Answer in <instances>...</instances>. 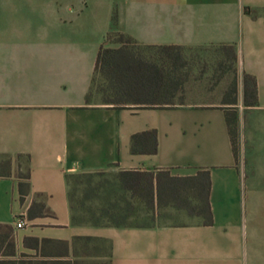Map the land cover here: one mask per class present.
Wrapping results in <instances>:
<instances>
[{
	"label": "crops",
	"instance_id": "crops-1",
	"mask_svg": "<svg viewBox=\"0 0 264 264\" xmlns=\"http://www.w3.org/2000/svg\"><path fill=\"white\" fill-rule=\"evenodd\" d=\"M37 1L0 0V223L14 228L12 257L46 264H244L246 196L256 191V158H264V0ZM246 6L257 10L255 17ZM114 31L131 41L106 40ZM102 45L127 46L131 54L116 61L140 75L122 87L96 73ZM164 46L215 47L220 63L231 62L222 47H234L235 149L225 101L144 107L136 99L117 105L105 98L119 88L145 93L147 67L136 64L158 70ZM244 73L256 80L255 105L243 103ZM148 130L156 132V150L144 149L145 138L132 150V135ZM161 172L208 173L210 224L177 205L175 189L163 176L157 181ZM144 173L152 174V194ZM183 199L196 204V190L188 186ZM122 207L131 223L117 224ZM25 237L37 247L24 246Z\"/></svg>",
	"mask_w": 264,
	"mask_h": 264
},
{
	"label": "trees",
	"instance_id": "trees-1",
	"mask_svg": "<svg viewBox=\"0 0 264 264\" xmlns=\"http://www.w3.org/2000/svg\"><path fill=\"white\" fill-rule=\"evenodd\" d=\"M244 11L252 17H255L257 12L255 8L249 6H246ZM115 21L116 16L114 13L112 15V24H115ZM112 36H116L117 39L121 41H131L129 37H125L118 31L107 32L106 40L111 39ZM159 49L165 58L158 70H156L155 65L152 63L136 64L138 67H147V73L145 75L143 74L146 76L148 84L145 93L132 94L128 89L119 88L115 93L107 95L105 98L114 101L117 105L123 104L126 100L136 99L140 101L139 105L144 107L172 106L174 104V97L180 93L182 83L185 80L184 74L180 72V69L186 64V60L182 55V51L185 48L164 46ZM222 50L225 51V54L231 61L230 63L233 67V61L235 59L234 47L223 46ZM127 54H131L127 46L110 48L102 45L98 51L94 69L95 72L99 73L106 80H110L123 87L127 77L131 78L140 75L139 70H136L132 64L118 63L116 61L117 57L125 56ZM86 98L89 99V93L86 95ZM223 101L231 104L230 106L225 107V114L228 130L235 149L237 137V114L234 106L237 103L235 76L231 80V83L223 96ZM243 103L246 106L255 105L257 103L256 80L254 76L247 73L243 74ZM143 138L148 142L147 148L144 149L154 152L156 150L155 130L133 134L132 150H138L136 146L142 142ZM142 176L148 184L149 193L152 194V174L144 173ZM160 176L164 177L168 186L175 189L174 193L176 195L175 198L177 205L181 203L191 214L203 216V222L205 224H210L212 222V213L208 201L209 176L207 172L199 173L194 178L171 177L167 172H161L160 175L157 176V181ZM188 186L190 189L196 190L197 202L194 205L189 203L188 200L183 199V192ZM117 224L126 223L117 222ZM44 241L45 240H42L41 246H43ZM23 244L26 247H37V240L25 237ZM15 247L14 228L10 224L0 223V264H46L45 262H35L25 258L14 259L12 256L15 254Z\"/></svg>",
	"mask_w": 264,
	"mask_h": 264
},
{
	"label": "rangeland",
	"instance_id": "rangeland-1",
	"mask_svg": "<svg viewBox=\"0 0 264 264\" xmlns=\"http://www.w3.org/2000/svg\"><path fill=\"white\" fill-rule=\"evenodd\" d=\"M6 5L11 0H5ZM44 0H38L37 6H42ZM116 40V36H112ZM140 51V49H136ZM149 54L158 50L144 48ZM162 53L161 51L159 54ZM186 64L180 69L185 80L182 89L174 97L175 103H186L192 99L208 100L222 103L235 71L229 61L220 63L217 58L219 49L215 47L185 48L182 51ZM179 72V71H178ZM247 213L250 220V244L244 256V264H264V158H256V191L248 192ZM125 208H117L115 219L120 223H131Z\"/></svg>",
	"mask_w": 264,
	"mask_h": 264
},
{
	"label": "built area",
	"instance_id": "built-area-1",
	"mask_svg": "<svg viewBox=\"0 0 264 264\" xmlns=\"http://www.w3.org/2000/svg\"><path fill=\"white\" fill-rule=\"evenodd\" d=\"M15 227L16 228H21L25 225L24 219L21 217H17L14 221Z\"/></svg>",
	"mask_w": 264,
	"mask_h": 264
}]
</instances>
